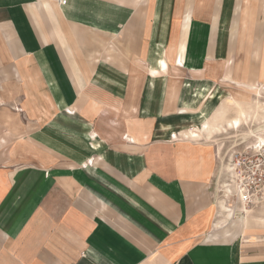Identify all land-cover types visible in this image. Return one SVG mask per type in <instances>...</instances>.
I'll return each instance as SVG.
<instances>
[{
	"label": "crops",
	"instance_id": "crops-1",
	"mask_svg": "<svg viewBox=\"0 0 264 264\" xmlns=\"http://www.w3.org/2000/svg\"><path fill=\"white\" fill-rule=\"evenodd\" d=\"M61 3L0 0V264H264L180 127L195 77L264 88V0Z\"/></svg>",
	"mask_w": 264,
	"mask_h": 264
},
{
	"label": "rangeland",
	"instance_id": "rangeland-1",
	"mask_svg": "<svg viewBox=\"0 0 264 264\" xmlns=\"http://www.w3.org/2000/svg\"><path fill=\"white\" fill-rule=\"evenodd\" d=\"M65 1L59 0L63 2L61 5L65 4ZM213 70L215 77H218L219 63ZM186 77L180 72H170L171 80L178 84L175 86L183 88L182 90H185L187 84L180 82L186 80ZM200 80L195 77L192 81L195 84L192 85L193 95L191 97L193 96L194 102L191 101L192 110L190 109L189 112L191 117L182 121L180 127L184 132L196 130L194 131L196 137L192 138L191 135L192 137L189 136V138L196 140L193 141L195 143L213 145L216 150L217 169L211 188L217 207V222H220V226L215 228L214 236L217 239L222 238L223 242H228L235 239L234 236L238 237L241 231H237V235L233 238L226 235L225 231L230 224V218L225 219L226 215L230 213L232 219H236L245 216L246 213L241 211L243 207L237 203L236 194L232 189L234 183L231 170L232 159L235 154L252 153L256 144L264 143V88L241 89L227 82V87L223 89V81H215V85L211 87L209 84H202ZM241 113L245 114L243 116L246 119L241 116ZM234 119L240 121L237 127L231 123ZM206 123L208 127H205ZM179 138L184 139L180 135ZM243 209L251 212L252 216H249L248 220L257 218L253 217V214L255 210L260 211L258 219H261V225H264V201L254 206H245ZM223 221L227 222L223 224ZM255 240L253 236L247 238V241L251 243Z\"/></svg>",
	"mask_w": 264,
	"mask_h": 264
},
{
	"label": "built area",
	"instance_id": "built-area-1",
	"mask_svg": "<svg viewBox=\"0 0 264 264\" xmlns=\"http://www.w3.org/2000/svg\"><path fill=\"white\" fill-rule=\"evenodd\" d=\"M232 189L237 203L243 208L264 201V143L260 142L252 153L235 154L232 159ZM242 208V212L245 209Z\"/></svg>",
	"mask_w": 264,
	"mask_h": 264
},
{
	"label": "bare ground",
	"instance_id": "bare-ground-1",
	"mask_svg": "<svg viewBox=\"0 0 264 264\" xmlns=\"http://www.w3.org/2000/svg\"><path fill=\"white\" fill-rule=\"evenodd\" d=\"M162 67H165V65H163ZM243 114H244V113H241V116L244 118ZM244 115H245V114H244ZM242 117H241V118H242ZM244 119H246V118H244ZM247 119H248V118H247ZM231 123H233V125H234L235 127H237V126L240 124V121H239V119H234L233 121H231ZM231 123H230V124H231ZM204 124H205V123H204ZM230 124H229V125H230ZM227 126H228V125H227ZM205 127H208V126H207V123H206ZM190 135H192L193 137H196L195 133H193V132H191ZM259 137H260V136H259ZM263 137H264V136H263ZM174 138H175V136H174ZM256 138H257V137H256ZM225 207H226V206H225ZM224 209H225V208H224ZM244 212H246V213H245V216H247V215L250 213L249 211H246V210H245ZM226 216H228L229 218H232L230 213L227 214ZM245 216H242V217H245Z\"/></svg>",
	"mask_w": 264,
	"mask_h": 264
}]
</instances>
